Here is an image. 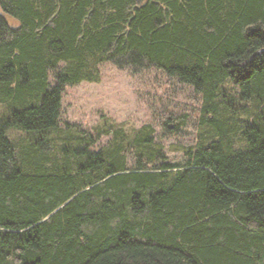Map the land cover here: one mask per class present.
<instances>
[{"label": "trees", "instance_id": "16d2710c", "mask_svg": "<svg viewBox=\"0 0 264 264\" xmlns=\"http://www.w3.org/2000/svg\"><path fill=\"white\" fill-rule=\"evenodd\" d=\"M105 61L200 95L183 163L61 122ZM0 104V264H264V0H0Z\"/></svg>", "mask_w": 264, "mask_h": 264}, {"label": "rangeland", "instance_id": "374dc122", "mask_svg": "<svg viewBox=\"0 0 264 264\" xmlns=\"http://www.w3.org/2000/svg\"><path fill=\"white\" fill-rule=\"evenodd\" d=\"M100 70L98 81L66 86L61 122L74 123L93 134L111 125L133 134L144 124H152L155 141L163 146L166 160L183 163L188 148L198 138L200 95L194 88L153 65L119 67L105 61ZM170 113L182 114L187 120L176 129V121L167 119ZM109 139V135L100 136L94 148Z\"/></svg>", "mask_w": 264, "mask_h": 264}]
</instances>
